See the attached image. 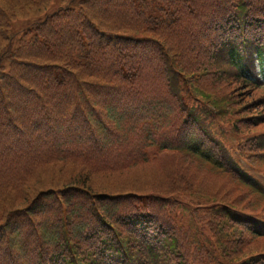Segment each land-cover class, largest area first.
I'll use <instances>...</instances> for the list:
<instances>
[{"label":"trees","instance_id":"obj_1","mask_svg":"<svg viewBox=\"0 0 264 264\" xmlns=\"http://www.w3.org/2000/svg\"><path fill=\"white\" fill-rule=\"evenodd\" d=\"M52 2L0 0V264H205L244 249L222 235L225 211H192L198 239L176 221V198L198 194L178 155L250 192L209 148L223 123L264 164V113L242 115L264 99L249 100L239 62L242 45L264 57L251 35L264 40V0ZM154 162L165 184L122 178Z\"/></svg>","mask_w":264,"mask_h":264},{"label":"rangeland","instance_id":"obj_2","mask_svg":"<svg viewBox=\"0 0 264 264\" xmlns=\"http://www.w3.org/2000/svg\"><path fill=\"white\" fill-rule=\"evenodd\" d=\"M232 1L234 5L235 3L239 5L241 2H243V0H232ZM252 1L253 0H244V2H249V3H251ZM57 4H58L57 0H53L52 7H56ZM22 24L24 26L26 25V22L22 21ZM251 35H253V37H256L255 39L256 41L264 43V40H261L262 35L259 36L258 38H257L258 33L256 32L255 34L252 33ZM207 55L208 53L205 50L204 55L201 56L200 59H203V61L206 60ZM199 73L201 74V78L205 80L206 75L203 72H201V70L199 71ZM198 75L199 74H195V75H191L190 77V74H187V76L190 78L197 77ZM219 86H222V85H219ZM180 87H183L182 83L180 84ZM182 91H185L184 87L182 88ZM249 91H250L249 100L255 99V98H258V100H260L261 98L264 99L263 97H261V95L264 94V87H258L257 90L252 89ZM249 102L251 103L252 101H249ZM246 107L247 105H243L241 106L240 109L242 110ZM246 109L248 113L242 114V115H248L249 113H254L255 110L258 112L260 111L263 114L264 113V101L254 103L250 105L249 107H247ZM255 129H257V131L259 132L261 130H262L261 132H264V124L263 126L262 125L256 126ZM212 140L213 142H216L217 148L218 150L221 151V153L222 151H225V153H222L223 161L224 159H227V157L229 156L231 159L229 161H232L234 164L235 160H240L241 162V160L244 159L245 156L247 157L245 152L241 154L237 153V151L240 152V149L242 148V146L240 145L241 138L239 137V135H236L232 133L231 131H229V129L227 128V125L223 123H217L215 132L213 133ZM178 156L181 159L182 172L188 178L189 183H191L193 192L194 193L198 192V194H194V195L188 194L189 196L187 197H183L179 195L176 198L180 202V205H181V207L178 209L180 216H181V219L178 221V223L183 224L184 226L191 227L192 231L195 233L194 239H198L197 232L195 229L196 224H195V221L189 216L194 210H196L197 212L200 210H204L206 207H211L212 204H219V206L228 205L238 210L251 211V212L253 211V212H256V214L257 212L264 211V199L259 198L255 193L248 192L247 197L241 198L242 191L236 189L235 185L227 181L226 179H224V177L221 174L217 173L218 171L212 170V167H210L206 163L194 157L190 158L185 155H178ZM245 162L246 161L244 160L243 165L247 167V164ZM166 164L154 162L153 164L139 165L135 168L128 170L126 174L122 176V178L124 179V181L128 179L129 182H134L137 178V183L134 185V187L143 192V189L146 186L147 187L151 186L152 184V182L150 181L151 178H160V180L163 181L164 184L166 183L165 179L169 180L168 178L164 179V174L168 172L169 170H171V168L167 166ZM258 167L264 168V164H261ZM229 187H231L230 188L231 190L229 189ZM90 206L92 208L96 207L97 202L95 201ZM218 210H222V212L224 211L223 208L221 209V207ZM229 212L235 213L232 210H229ZM212 214H213V211L205 210L204 217L208 215H212ZM218 221H221V223H218V227H219L222 224V218H219ZM224 229L225 230H223V232L225 233H222V235L229 234L228 243H231V238L232 236L234 237V235L232 234L242 237L241 235L242 231L232 222L225 225ZM178 234H179V238L182 239V235H180L181 233L178 232ZM159 239H162V237H159ZM243 246H246V247L244 249H241L238 252H235V253L232 252L229 255L230 257H228L229 261L222 260L221 261L222 264H245L244 259L254 254L260 253L264 250V238L253 237L252 241L244 244ZM166 249L171 250V248L169 247H167ZM210 250H211V253H213V250L212 249ZM216 257L217 258L215 260H212L210 264H216V262L219 261L220 257H218L217 255Z\"/></svg>","mask_w":264,"mask_h":264}]
</instances>
